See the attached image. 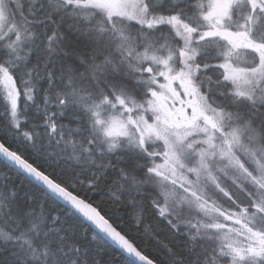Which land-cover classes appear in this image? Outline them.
Here are the masks:
<instances>
[{
	"label": "snow or ice",
	"instance_id": "1",
	"mask_svg": "<svg viewBox=\"0 0 264 264\" xmlns=\"http://www.w3.org/2000/svg\"><path fill=\"white\" fill-rule=\"evenodd\" d=\"M0 264H264V0H0Z\"/></svg>",
	"mask_w": 264,
	"mask_h": 264
},
{
	"label": "rangeland",
	"instance_id": "2",
	"mask_svg": "<svg viewBox=\"0 0 264 264\" xmlns=\"http://www.w3.org/2000/svg\"><path fill=\"white\" fill-rule=\"evenodd\" d=\"M242 179H243V178H242ZM214 215H215L217 218L221 219V220H224V219H225L224 217L220 216V213H215ZM228 227L233 228V229H237V228H240V225H237V224H229ZM226 230H227V229H222V231H226ZM242 231H243V235H241L239 238H240V240L243 241L244 246H246L247 243H248V240L246 239L248 233H247L246 230H242Z\"/></svg>",
	"mask_w": 264,
	"mask_h": 264
},
{
	"label": "trees",
	"instance_id": "3",
	"mask_svg": "<svg viewBox=\"0 0 264 264\" xmlns=\"http://www.w3.org/2000/svg\"><path fill=\"white\" fill-rule=\"evenodd\" d=\"M13 177H14V182L16 181V179H17V180H18V179H22V177H16L14 173H13ZM239 198H240V199H244L243 196H240ZM113 251H117V254H118V250H116V249L113 248Z\"/></svg>",
	"mask_w": 264,
	"mask_h": 264
},
{
	"label": "bare ground",
	"instance_id": "4",
	"mask_svg": "<svg viewBox=\"0 0 264 264\" xmlns=\"http://www.w3.org/2000/svg\"><path fill=\"white\" fill-rule=\"evenodd\" d=\"M114 248V247H113ZM115 249V248H114ZM117 250V249H116Z\"/></svg>",
	"mask_w": 264,
	"mask_h": 264
}]
</instances>
